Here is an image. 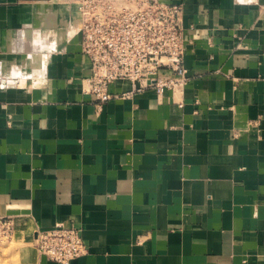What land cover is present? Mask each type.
Instances as JSON below:
<instances>
[{"label":"crops","instance_id":"1","mask_svg":"<svg viewBox=\"0 0 264 264\" xmlns=\"http://www.w3.org/2000/svg\"><path fill=\"white\" fill-rule=\"evenodd\" d=\"M163 1L182 5L185 89L99 104L75 5L0 0V218L19 264H58L34 248L58 223L87 249L68 264H264V0Z\"/></svg>","mask_w":264,"mask_h":264},{"label":"built area","instance_id":"2","mask_svg":"<svg viewBox=\"0 0 264 264\" xmlns=\"http://www.w3.org/2000/svg\"><path fill=\"white\" fill-rule=\"evenodd\" d=\"M81 54L90 74L81 79V91L99 104L151 89L158 98L182 93L190 80L184 66L183 9L163 0H77ZM127 81L131 90L112 94L108 86ZM175 103L182 107L181 100ZM3 236L12 233V221L0 218ZM39 254L68 264L87 251L80 232L58 223L36 231Z\"/></svg>","mask_w":264,"mask_h":264},{"label":"rangeland","instance_id":"3","mask_svg":"<svg viewBox=\"0 0 264 264\" xmlns=\"http://www.w3.org/2000/svg\"><path fill=\"white\" fill-rule=\"evenodd\" d=\"M58 3L65 2L66 4L71 3L76 8L77 21L79 18L77 9V0H56ZM20 243L15 238V233H11L8 237L0 231V264H19L18 251ZM35 248V247H34ZM36 249V248H35ZM37 251V250H36ZM38 252V251H37Z\"/></svg>","mask_w":264,"mask_h":264}]
</instances>
